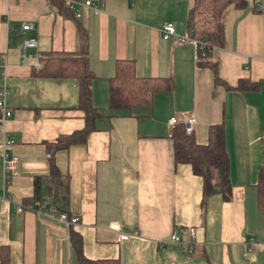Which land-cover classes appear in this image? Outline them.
<instances>
[{
    "label": "crops",
    "instance_id": "crops-1",
    "mask_svg": "<svg viewBox=\"0 0 264 264\" xmlns=\"http://www.w3.org/2000/svg\"><path fill=\"white\" fill-rule=\"evenodd\" d=\"M94 1L101 10L79 7L77 20L87 35L91 105L106 115L82 140L55 147L84 128L76 82L33 77L31 70L39 68L40 53L76 49L74 22L49 0H0V82L10 111L4 120L0 111V157L17 159L12 172L0 163V264H77L71 232L90 260L264 264V211L256 204L257 168L264 165V11L253 10V0L225 7L223 43L207 58L214 82L193 45L179 41L191 0ZM165 23L176 35L161 37ZM31 38L34 47L21 45ZM116 60L132 61L137 76L170 80L171 88L154 93L150 108L109 110ZM240 80L258 87L235 88ZM189 114L199 144L207 143L208 126L222 124L227 201L217 193L202 198L201 178L173 161L168 120ZM59 211L79 223L65 227L51 217ZM118 229L129 237L117 241ZM173 231L191 251L168 242ZM250 238L255 243L247 249Z\"/></svg>",
    "mask_w": 264,
    "mask_h": 264
},
{
    "label": "trees",
    "instance_id": "trees-1",
    "mask_svg": "<svg viewBox=\"0 0 264 264\" xmlns=\"http://www.w3.org/2000/svg\"><path fill=\"white\" fill-rule=\"evenodd\" d=\"M56 6L57 11L64 17L71 19L75 26L76 49L71 53L47 51L40 53L39 68H32L33 77L71 78L77 86V107L84 115V128L78 133L59 140L55 147L66 146L82 140L80 134L92 129L93 120L106 114L93 108L90 101V81L93 74L87 62V35L85 28L78 22L72 10H69L59 0H49ZM232 5L242 7L243 0H191L187 9L186 32L190 37L203 41L205 47L202 54L196 57L199 66L210 68L213 81L219 82L216 67L208 58L213 47L223 43V27L221 15L225 7ZM253 10L264 11L254 4ZM240 80L235 88L256 89ZM171 88L170 80L160 77L146 78L135 74V67L130 60H116L113 65V74L108 78L107 107L109 110H125L133 108H150L153 94ZM207 143L196 142L191 132H186L181 122H177L170 130L172 142V156L175 163L189 165L191 172L201 178L202 198L210 194H219L227 201L230 197L231 183L229 180V157L225 150L222 124L210 125L207 128ZM257 208L264 211V165L257 168L256 181ZM69 215V214H68ZM75 251L77 264H118L113 260H90L82 255L80 243L74 233L69 234Z\"/></svg>",
    "mask_w": 264,
    "mask_h": 264
},
{
    "label": "built area",
    "instance_id": "built-area-1",
    "mask_svg": "<svg viewBox=\"0 0 264 264\" xmlns=\"http://www.w3.org/2000/svg\"><path fill=\"white\" fill-rule=\"evenodd\" d=\"M63 3L64 6H66L69 10H72L74 13L75 17H79V12L78 8L79 7H85L90 9L93 13H98L101 10V3L98 1L94 0H59ZM255 6H257L259 9L262 10L263 5H264V0H253ZM22 29H30L32 28V25L30 23H23L21 25ZM161 37L163 39H168L170 36L176 35L175 33V28L172 23H165L161 29ZM179 41L180 42H189L193 45L194 50H195V58L198 56V54H202L203 48L205 47V43L203 41L196 40L193 37H190L189 35H184V36H179ZM21 45L23 47H34L35 46V40L34 39H24L21 41ZM5 95H6V87L4 85V82H0V111L2 114L3 120L10 115V111L6 108L5 105ZM177 123V121L174 118H171L168 120V127H169V136H170V130L172 127ZM182 125L184 127V130L186 132H191L193 123H194V116L193 114H189L187 118H185L182 122ZM0 163L3 172H8V171H13L17 159L14 156H9L7 154H3L0 157ZM7 182V181H6ZM1 196V194H0ZM36 206V207H35ZM25 209H31L29 205H23ZM35 212L40 213V210L38 209V203H35L34 206L32 207ZM19 210V209H18ZM52 219L62 223L65 227H69L71 225H75L79 223V218L77 216H71L68 215L65 212H57L53 216H51ZM188 234L193 237L194 235V230L189 229L187 230ZM129 237V234L122 230H117V235H116V240L121 241L125 240ZM168 242L173 243L176 245H179L180 248L183 250H186L187 252L191 251L192 247L190 245V242L186 241L184 238H182L176 231L171 232V234L168 237ZM255 243L252 238L249 239L247 244V249H249V245ZM264 245V242H263Z\"/></svg>",
    "mask_w": 264,
    "mask_h": 264
},
{
    "label": "bare ground",
    "instance_id": "bare-ground-1",
    "mask_svg": "<svg viewBox=\"0 0 264 264\" xmlns=\"http://www.w3.org/2000/svg\"><path fill=\"white\" fill-rule=\"evenodd\" d=\"M263 7H264V5H263ZM27 30V29H26ZM33 39V38H32ZM61 212H63V211H61ZM66 213V212H65Z\"/></svg>",
    "mask_w": 264,
    "mask_h": 264
}]
</instances>
